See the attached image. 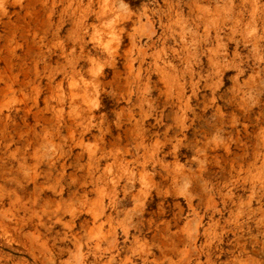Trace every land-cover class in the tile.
<instances>
[{
    "label": "rangeland",
    "instance_id": "obj_1",
    "mask_svg": "<svg viewBox=\"0 0 264 264\" xmlns=\"http://www.w3.org/2000/svg\"><path fill=\"white\" fill-rule=\"evenodd\" d=\"M0 264H264V0H0Z\"/></svg>",
    "mask_w": 264,
    "mask_h": 264
}]
</instances>
